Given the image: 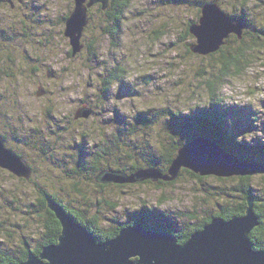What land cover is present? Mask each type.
<instances>
[{
  "label": "rangeland",
  "instance_id": "obj_1",
  "mask_svg": "<svg viewBox=\"0 0 264 264\" xmlns=\"http://www.w3.org/2000/svg\"><path fill=\"white\" fill-rule=\"evenodd\" d=\"M98 1L103 7L108 3V0ZM120 1L129 5L121 9L120 26L114 35L106 30L87 27L85 33L88 36L84 37L86 47L72 53V39L66 35L68 26L64 21L54 20L53 44L48 46V42L40 55H33L30 67L25 71H10L14 75L9 74L1 80L0 136L6 145L37 164L38 174L41 173L46 181L45 186L60 192L66 199L74 200H70L74 206L83 205L84 212H89L86 218L95 214L98 218L95 227L101 234L111 233L115 225H121L122 230L133 219L141 223L147 221L146 227H158L157 231L164 232L171 231L173 227L189 229L187 227L199 226L198 221L202 222L217 212L220 204L229 207L233 203L236 206L243 203L240 199L252 191L248 188L252 186L255 188L253 194L260 195V208L264 209V172L243 175H232L231 172L230 176L219 177L211 174L202 176L184 169L180 176L168 183L114 181L115 185L106 187H101L100 183L94 186L97 183L95 180L73 179L79 178L78 169L82 166L85 173L95 177L96 165L92 164L94 142L101 149H113L110 139L132 151L134 158L138 157V160L126 159L120 168L129 170L135 164L145 166L141 169L160 170L165 151L157 139L158 132L164 133L166 128V134L175 141L183 138L184 132L189 138L202 137V125L221 130L215 120H206V114L210 116L206 109L213 105L224 109L227 126L238 134L237 140L234 138L232 142L235 145L239 143V156L245 157L244 161L254 160L264 165V31L261 26L264 23V0H251L247 4L240 0L220 1L224 10L245 14L250 24L248 29L254 36L260 34V39L252 40L236 39L234 35L225 44L229 47H224L229 56L239 55L240 47L254 45L253 49H246V59L241 62L243 67L237 69L231 66L227 73L222 72V52L204 54L197 49V37L208 35L210 30L209 25L199 36L191 31L192 24H199L202 16L197 0ZM30 5L32 8L39 7L40 11L35 15L45 21L54 15H58L56 19L68 15L74 11L76 2L31 0ZM93 11L98 18V9ZM27 12L30 13L29 10ZM114 14L111 15L112 20L116 17ZM16 17L17 14L12 19L16 21ZM211 21L213 23L214 20ZM109 22L106 29L113 27ZM44 29L49 31L50 27L45 26ZM243 30L245 32V26ZM28 40L32 46L38 45L37 36L31 35ZM29 44L27 48L31 47ZM260 44L262 48L256 50L255 46ZM70 51L72 54H69ZM37 68L42 71H35ZM52 70L56 74L58 72V76L53 73L48 76V71ZM115 72H120L121 76L109 90H104V79ZM209 77L217 80L218 94L215 97L206 87ZM101 96L108 99H101ZM93 104L95 111L88 118H75L76 112L91 110ZM161 105H178L176 109L181 108L182 113L187 114L177 119L187 118L189 121L181 123V128L168 121L167 129L162 123L149 124L136 120L139 110L154 107L151 114H156ZM141 119L145 120L144 116ZM209 122L216 126L210 127ZM46 136L53 138L45 139ZM57 142L60 143L59 149L56 148ZM228 151L236 156L232 147ZM159 156L163 157L160 159ZM156 157L158 165L162 166L146 165L153 163ZM111 163L117 166L116 162ZM76 183L80 185L79 190H76ZM4 192L0 196L2 257L14 260V256L21 251L24 254L27 248L30 256H39L45 247L59 244V238L42 241L45 233L43 221L38 220L35 212H30L28 207L32 203L31 196H34L28 182L0 166V195ZM76 196L79 198L76 199ZM86 204L91 208L88 209ZM215 217L218 216L211 215L210 221ZM76 222L83 225L77 219ZM259 224L253 228L258 227L255 231L257 236L264 235V226L260 228ZM117 237L118 234L108 240ZM96 240L98 243L106 241ZM36 245L40 247L38 255L32 251ZM253 248L259 250L254 245ZM27 259L16 263H26ZM48 260L41 258L43 262Z\"/></svg>",
  "mask_w": 264,
  "mask_h": 264
},
{
  "label": "water",
  "instance_id": "obj_2",
  "mask_svg": "<svg viewBox=\"0 0 264 264\" xmlns=\"http://www.w3.org/2000/svg\"><path fill=\"white\" fill-rule=\"evenodd\" d=\"M75 2L76 7L66 21V35L72 39L73 53L79 48L82 50L84 46L82 36L87 24L88 8L86 0ZM91 4L93 2L89 5ZM210 19L214 20L213 23ZM209 25V34L199 36L200 33L204 34L205 27ZM243 29L241 22H236L216 2H210L202 6L200 23L194 24L191 31L199 36L197 49L201 53L210 54L220 50L230 34L236 33L242 37ZM90 113L91 110L78 111L77 117H89ZM193 146H201L200 152H193L189 156L187 149ZM226 156L215 142L199 136L179 149L178 156L165 174L157 168H146L139 169L130 177L108 173L105 179L134 182L138 179L162 178L172 181L180 175L181 165L200 171L202 176L264 172L263 164ZM0 166L9 169L18 177L32 175V170L23 157L10 149L1 136ZM248 200L249 206L243 217L229 220L222 216L215 217L181 244L170 231H157L141 222L124 227L116 239L98 243L86 226L76 222L62 205L50 199V208L57 213L63 224L59 244L45 247L39 256H30L26 263L21 264H264V250H254L250 238L253 228L259 224V217L252 211V199ZM41 258L49 260L43 262Z\"/></svg>",
  "mask_w": 264,
  "mask_h": 264
},
{
  "label": "trees",
  "instance_id": "obj_3",
  "mask_svg": "<svg viewBox=\"0 0 264 264\" xmlns=\"http://www.w3.org/2000/svg\"><path fill=\"white\" fill-rule=\"evenodd\" d=\"M208 1V2H207ZM209 1H214L216 2L223 11H225L227 14H229L230 16H232L236 22H241L244 26H245V32L243 31L242 37H239L238 34L233 33L230 34V36L228 38H226V43L230 41L231 37L235 35L236 39H260V34H258V36H254L248 28L250 27V24L248 23V20L245 16V14H237L236 12L230 11L223 8V6L220 4L219 1L221 0H197V2L204 6L205 4H209ZM251 0H240L241 3L243 4H247L250 3ZM129 3H123L120 0H111L110 2V8L111 10H113L114 13L119 14V16L121 15V9L128 7ZM202 11V9H201ZM243 13H245V11H242ZM247 13V11H246ZM114 16H116V14H114ZM111 19V17H110ZM109 19V20H110ZM113 19H115L116 23L113 25L112 28L108 29L110 34L114 35V32L116 33V31L118 30V26H120V21L117 17H114ZM263 26V31H264V23L261 25ZM260 27L257 25V30H259ZM86 30V28H85ZM84 30V33H85ZM189 32L191 33L190 29ZM84 37H86V33L84 36H82V42L84 44V46L86 47V44L84 42ZM225 44L221 47V50H219V53L222 54V56L220 57V61L222 62V72L223 73H227L229 72V69L231 68V66H236L237 69H240L242 64V59H246V54L245 51L246 49H253V46L250 47H240V51H239V55L236 56H229V52L225 53V48H229L228 46L225 47ZM225 47V48H224ZM258 48H262V45L260 44V46H255V49L257 50ZM245 49V50H244ZM73 53V49H70ZM71 51L69 52V54H72ZM31 59V58H30ZM26 63H30L29 58H27ZM243 67V66H242ZM10 75H14L13 72H10V70L8 71H0V83H2L4 79V77H9ZM121 76L120 72H115L112 73L111 75L107 76L104 79V90H109L112 85L119 79V77ZM217 80L215 79H211V77L206 79V87L208 90H210V94L211 96H216L218 94V89L216 86ZM108 97H102L101 99H104ZM4 101V100H3ZM178 105H161L158 108V112L156 114H151V112L154 110V107L148 108V110H139L137 115H136V120L140 121L141 123H149V124H160L162 123L163 127H167V129L169 128L168 126V121H173V123L171 125H175L179 128H181V123H186L187 121H189L187 118H185V120H179L177 118H182L184 117L185 113L183 114V110L181 108L176 109ZM95 105L93 104L91 109V113L95 111ZM206 110H208L210 112V116L208 117L206 114V120L208 118H211L213 120L216 121V123L218 124V127L221 128V130H215L213 128H209L206 126L202 125V133L204 135H207L210 138H214V140H216L219 144H221L223 147H225V149L228 151V148L232 147V151L234 152V154L240 158L241 160H244L245 157H240L239 152H240V148H239V143H237L235 145L234 142H232V139H236L237 138V133L233 132L230 130V128L227 126L226 120H225V113L223 111V108H220L216 105H213L212 107H208ZM186 110H184L185 112ZM90 113V114H91ZM77 114V112H76ZM76 114H75V118H76ZM144 116L145 120H142L141 118ZM119 117V114H118ZM88 118V117H87ZM78 119V118H77ZM166 124V126H165ZM209 126L210 127H214L215 125H211L209 122ZM38 130V129H37ZM39 131V130H38ZM164 133H162L161 131L158 132L159 137H157L158 141H160L159 143H161V147L162 150L165 151V160L163 161V167L160 168V170L165 174L168 172V169L170 167V165L172 164L173 160L175 159V157L177 156V151L180 147H182L187 141H192L194 139L193 136H191L189 138V135H187V132H184L183 134V138L179 139V140H175L172 141L171 137L169 134H166V128L163 129ZM55 135H57L58 133L56 131H53ZM1 133V132H0ZM66 133H68V131H66ZM201 133V132H200ZM199 133V135H200ZM87 134V133H85ZM164 134V135H163ZM236 134V135H234ZM2 135V133H1ZM185 135V136H184ZM3 136L5 137L6 135ZM45 139H50L53 137H44ZM175 139H177L175 137ZM121 140V139H120ZM237 140V139H236ZM23 141V139L21 140ZM110 142L114 144V148L113 149H101L98 145H95L94 142V148H95V153H94V157H93V162L92 164L96 165V170H95V177L91 178L88 173H85V167L82 166L81 169L79 170V178H73L74 180H78L81 177L87 179L88 181L92 182L95 180L97 183L94 186H97L99 183V185L101 187H106L109 185H115L116 182L114 181H107L105 179V177L107 176L108 173H117L121 176H125V177H130L132 175H134L136 173V171H138L139 169H141L142 167L145 166H141V165H135L132 164L130 169L128 170L127 168L121 167V165H124V162L126 161V159H134V160H138V157L132 154V151L130 150H126L121 143L116 144V142L112 139H110ZM116 144V145H115ZM124 144V142H123ZM59 145L60 143L57 142V149H59ZM263 147V146H262ZM12 148V147H11ZM262 149V148H261ZM13 150L15 151V149L13 148ZM264 151V147L263 150ZM229 152V151H228ZM16 153L18 155H21L24 159V162L26 163V165H28V167H30V169L32 170V175H30V177H18L19 179L25 180L26 182H28V186L30 188V190L33 191L34 196L32 195L30 201L32 202L28 207H30V212H35V215L37 216V218H39L38 220H42V226H43V231L45 233H43L44 237L42 239L43 242L46 241H53L59 238V236L62 233V221L60 220V218L58 217L57 213L50 208L49 206V200L53 199L56 202H59L60 205H62L75 219H77L78 221H80L81 223H83L84 226L89 227V230L94 234V236L96 238H100L99 241H103V240H108V238L110 237H114L117 234H119V231L121 230L122 226L121 225H115L116 227H114L111 231V233H103L101 234L100 232H97V227H95V224H97L98 222V218L95 214H92L90 216V218H86L85 215H88L89 212H84V209L82 208L83 205H78L80 207L74 206L71 201L74 202V200H72L71 198H64V196L61 195L60 192L50 188L49 186H45L46 181L42 179V174L39 173L38 174V169L37 164L32 162L31 160H29L27 157L25 158L23 156V154L20 151L16 150ZM231 153V152H230ZM163 156H159V158L161 159ZM121 160V161H120ZM76 161V160H75ZM251 162H256L254 160H249ZM63 162H65L63 160ZM77 162V161H76ZM111 162H116L117 166H114ZM79 163V162H78ZM263 164V163H261ZM63 164H59V166H61ZM149 167H158V166H162V165H158L157 162V157L155 159H153V163H148L146 164ZM40 166V165H39ZM184 169L187 170V172H191L193 173V171H191L188 168H182L181 171H183ZM40 171V169H39ZM181 171H180V175H181ZM255 174V173H254ZM179 175V176H180ZM194 177H196V175H194ZM199 178H201V176H198ZM72 178V177H71ZM163 181H166L162 178L160 179H154V178H150V179H145V180H141L138 179L132 183L138 182H160L162 183ZM168 183V181H166ZM137 183V184H138ZM77 185V183L75 184ZM78 187H76V190H79L80 185H77ZM250 188V190L248 192V195H244V197H242L240 199V201H243V203L239 204L236 206L235 203H233V206H229L226 207L223 204H220V208L219 210H217V212L211 214L212 216H222L224 219L229 220L231 218L234 217H238V216H242L246 214L247 208L249 206V198L252 197L254 199V205H255V210L256 213L259 217V224L260 228H262L264 226V209L260 208L259 205V201L260 200V195L257 194L256 192L253 194V190L255 189L253 186L248 187ZM47 189V190H45ZM236 190V189H235ZM255 191V190H254ZM6 192L2 193L3 196ZM36 194V195H35ZM63 198V200L65 202H67L68 204H65L62 199L60 198V196ZM37 196V197H36ZM76 199L79 198L78 196L75 197ZM71 200V201H70ZM78 201H80L78 199ZM87 206L88 209H90L91 207L89 205H85ZM90 211V210H89ZM150 213H148L149 215ZM211 215L209 217H207L205 220L198 221V225L199 226H194L193 224H191L194 227H187L189 229H182L180 227H173L171 228V233L175 234V237L178 238L179 243L184 244L190 237V235L198 230H201L204 228L205 225H207L208 223H210L211 221ZM148 218V217H147ZM131 222H133V220H131ZM91 223L92 226L89 224ZM143 223L145 225H148L147 221H143ZM165 228V226H164ZM264 228V227H263ZM154 229L159 230L158 227H154ZM258 229V227H257ZM257 229L255 228L251 234H250V238L253 242V245L257 248V249H264V235L260 234L259 236L256 235L255 231H257ZM263 241L262 243L260 241ZM35 249L32 250L33 252H35L34 254L38 255L40 254V247L37 248L36 246H33ZM24 254L19 252V255L14 256L15 259H11L9 257H2V254L0 255V260H1V264H17L16 262H20V261H24L26 260L31 253H29V249L27 248L24 249Z\"/></svg>",
  "mask_w": 264,
  "mask_h": 264
},
{
  "label": "flooded vegetation",
  "instance_id": "obj_4",
  "mask_svg": "<svg viewBox=\"0 0 264 264\" xmlns=\"http://www.w3.org/2000/svg\"><path fill=\"white\" fill-rule=\"evenodd\" d=\"M30 2L31 0H0V71L10 70L20 73L29 68L30 63H26L27 58L31 61L30 58H34L33 55H40L42 53L41 49L46 47L48 42H50L48 46L53 44L51 39L54 36L52 28L56 24L54 20L64 21L66 23L68 17L73 13V11H70L68 15L59 16L57 19L55 17L58 15H54L45 21H41L38 19L37 15H35L40 11L39 7L34 6L32 8ZM90 2L91 0H87L86 2V6L88 7V24L85 28L102 29L109 32L105 27L111 15H113V10L110 8L111 0H108V3H106L104 7L98 0H93L91 6H89ZM97 9L99 11L98 18H96L97 14L93 11ZM27 10H29L30 13H28ZM8 13L11 14L12 17L8 15ZM16 14L17 17L15 21L12 18L15 17ZM116 17L119 21L121 20L119 14L117 16V13ZM110 21L109 25L112 23L113 26L116 23L115 19H110ZM45 26H49L50 30L47 31L44 29ZM31 35L37 36L38 45L36 47L29 44L28 39ZM84 35L85 33H83V36ZM86 35L88 36V34ZM27 44L31 45V47L28 46L27 48ZM35 71L42 70L37 68ZM52 73L58 76V72L56 74L53 70L48 71V74H46L49 76V74ZM39 87L44 86L40 85ZM43 91L46 92L45 90Z\"/></svg>",
  "mask_w": 264,
  "mask_h": 264
},
{
  "label": "bare ground",
  "instance_id": "obj_5",
  "mask_svg": "<svg viewBox=\"0 0 264 264\" xmlns=\"http://www.w3.org/2000/svg\"><path fill=\"white\" fill-rule=\"evenodd\" d=\"M102 1V0H101ZM107 0H103V2H106ZM210 3V2H209ZM86 20H87V17H86ZM200 21V20H199ZM88 23V22H87ZM195 23H193L192 25H194ZM86 26H87V24H86ZM85 26V27H86ZM244 31V30H243ZM79 117H83L82 115H80ZM142 120H144V119H142ZM6 142V141H5ZM215 145L217 146V147H219L223 152H224V155H227L226 157H228V158H233V157H236V156H234V155H232V153H229V152H227V150H225V147H223L221 144H218V143H215ZM182 147H184V145L182 146ZM182 147H180V148H182ZM179 148V149H180ZM179 149H178V154H179ZM189 152H188V154H189V156L190 155H193L192 153L193 152H195V153H199L200 152V147H198V146H193L192 148H188L187 149ZM178 154H177V156H178ZM176 156V157H177ZM175 157V158H176ZM175 160V159H174ZM28 166V165H27ZM30 168V167H29ZM182 168H188V169H190L191 171H193V172H196V173H199V174H201V175H203L200 171H195L194 169H192L191 167H187V166H184V165H181L180 166V169H182ZM236 174H239V173H233L232 175H236ZM211 175H216V174H211ZM219 175V174H218ZM218 175H216V176H218ZM240 175H243V174H240ZM219 177H224V176H221V175H219ZM56 200V199H55ZM60 202V201H59ZM58 202V203H59ZM252 211H253V213H254V215L256 216L257 215V213H256V210H255V205H253V208H252ZM244 215H242V216H238V217H243ZM258 216V215H257ZM259 219V218H258ZM100 239V238H99ZM56 245H58L57 243H55ZM260 250V249H259Z\"/></svg>",
  "mask_w": 264,
  "mask_h": 264
}]
</instances>
